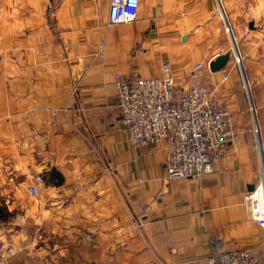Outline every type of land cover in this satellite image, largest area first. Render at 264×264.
Masks as SVG:
<instances>
[{
    "label": "crops",
    "instance_id": "1",
    "mask_svg": "<svg viewBox=\"0 0 264 264\" xmlns=\"http://www.w3.org/2000/svg\"><path fill=\"white\" fill-rule=\"evenodd\" d=\"M110 1L0 0V210L15 217L0 229L16 242L13 220L26 221L42 264H219L244 249L264 264V229L244 206L263 177L264 0H140L137 20L115 25ZM229 27L244 70L232 55L212 73L232 52ZM164 62L178 87L203 64L232 117L228 157L202 178L169 180L170 140L134 146L120 125L116 75L157 77Z\"/></svg>",
    "mask_w": 264,
    "mask_h": 264
},
{
    "label": "built area",
    "instance_id": "2",
    "mask_svg": "<svg viewBox=\"0 0 264 264\" xmlns=\"http://www.w3.org/2000/svg\"><path fill=\"white\" fill-rule=\"evenodd\" d=\"M140 0H111L110 24L135 22L139 15ZM55 12L49 7L48 14ZM209 64V63H208ZM204 65L199 63L185 73L190 80L187 87H178L171 67L162 64V74L143 77L138 72L129 76L116 75L117 105L120 125L134 146H148L165 139L171 142L166 172L169 180L202 178L225 161L234 136L232 117L226 109L215 104L210 88L202 82ZM223 78L228 79L224 74ZM76 90L73 91L75 96ZM72 105L78 107L74 98ZM261 181L244 193L248 218L264 229V166ZM44 181L41 175L28 188L37 195ZM138 221L136 227H142ZM86 239L90 240L88 235ZM249 250H230L219 257V264H259Z\"/></svg>",
    "mask_w": 264,
    "mask_h": 264
},
{
    "label": "rangeland",
    "instance_id": "3",
    "mask_svg": "<svg viewBox=\"0 0 264 264\" xmlns=\"http://www.w3.org/2000/svg\"><path fill=\"white\" fill-rule=\"evenodd\" d=\"M236 44H237V48H238L239 53L238 54L235 53L234 46L232 48V53H233L232 55L235 58V60H234L235 68L238 71L239 70L243 71L244 70V64H242V62H244V61H243V58H241L242 55L244 56L243 48L241 47L240 44L238 45L237 42H236ZM239 55H240V58H239ZM236 58H238L239 61H237ZM29 195H31V194H29ZM31 196H35V195H31ZM0 215H2V218L0 220V224L7 225V227L9 225L8 223L11 221V219L15 218L11 213L6 211V208L3 211L0 210ZM13 222L15 224L14 226H16V225L18 227L24 226L25 229H24V232L20 233V235H19L20 238L16 239V242H12L11 235L7 234V231H8V230H6L7 228H4L5 230L3 228L0 229V231H1L0 232V248H5L4 257L0 258V264H9L10 260H13L15 258H16V262L19 264H27V263H29V264H42L41 263L43 261L42 256L41 257H35V258L28 256L27 251H28V245H29L28 240L29 239H28V235L26 232L27 222L25 221L24 223H22V220H17V219L13 220ZM39 231H40V229L37 230V234ZM30 242L33 243L32 240ZM37 243L38 244L40 243L39 240H37Z\"/></svg>",
    "mask_w": 264,
    "mask_h": 264
},
{
    "label": "water",
    "instance_id": "4",
    "mask_svg": "<svg viewBox=\"0 0 264 264\" xmlns=\"http://www.w3.org/2000/svg\"><path fill=\"white\" fill-rule=\"evenodd\" d=\"M224 14V12H223ZM229 33L231 35V38H232V41H233V46H234V51L236 54H238V48H237V44H236V40H235V37L233 36V33L229 27ZM232 52L231 51H228L224 54H220L218 55L217 57H215L214 59H212L208 66H209V69L212 73H218V72H222L226 69V66L229 62V60L231 59V56H232ZM253 189V186L251 187L250 190Z\"/></svg>",
    "mask_w": 264,
    "mask_h": 264
},
{
    "label": "trees",
    "instance_id": "5",
    "mask_svg": "<svg viewBox=\"0 0 264 264\" xmlns=\"http://www.w3.org/2000/svg\"><path fill=\"white\" fill-rule=\"evenodd\" d=\"M50 175L57 178L59 183L63 181V177L59 173H57L55 170H52L50 172Z\"/></svg>",
    "mask_w": 264,
    "mask_h": 264
},
{
    "label": "bare ground",
    "instance_id": "6",
    "mask_svg": "<svg viewBox=\"0 0 264 264\" xmlns=\"http://www.w3.org/2000/svg\"><path fill=\"white\" fill-rule=\"evenodd\" d=\"M239 58H240V55H239ZM238 59V58H237ZM238 61H239V59H238ZM254 188V187H253Z\"/></svg>",
    "mask_w": 264,
    "mask_h": 264
}]
</instances>
